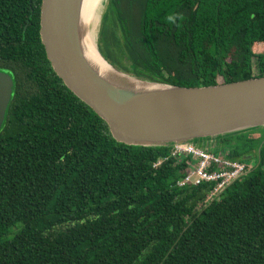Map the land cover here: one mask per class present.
<instances>
[{"label":"trees","instance_id":"16d2710c","mask_svg":"<svg viewBox=\"0 0 264 264\" xmlns=\"http://www.w3.org/2000/svg\"><path fill=\"white\" fill-rule=\"evenodd\" d=\"M40 3L0 0V71L13 82L0 264H264V127L215 140L214 153L249 171L212 201L211 184L177 186L188 157L115 141L63 85L40 41ZM96 44L117 69L172 85L259 77L264 0H106Z\"/></svg>","mask_w":264,"mask_h":264},{"label":"water","instance_id":"95a60500","mask_svg":"<svg viewBox=\"0 0 264 264\" xmlns=\"http://www.w3.org/2000/svg\"><path fill=\"white\" fill-rule=\"evenodd\" d=\"M82 4L83 0H41L40 41L63 85L103 120L115 141L173 147L264 127V75L206 86H178L127 74L96 48L108 65L100 67L86 55ZM12 84L9 74L0 71V126Z\"/></svg>","mask_w":264,"mask_h":264},{"label":"built area","instance_id":"2783aa9c","mask_svg":"<svg viewBox=\"0 0 264 264\" xmlns=\"http://www.w3.org/2000/svg\"><path fill=\"white\" fill-rule=\"evenodd\" d=\"M208 142L199 146L193 144H178L170 149L171 155L188 157V167L183 177L176 181V185L198 186L202 183L212 185V189L206 195L207 202L214 199L227 185L239 178L245 171L244 163L230 160L221 154L211 151ZM162 159L157 160L153 166L158 165Z\"/></svg>","mask_w":264,"mask_h":264},{"label":"bare ground","instance_id":"6f19581e","mask_svg":"<svg viewBox=\"0 0 264 264\" xmlns=\"http://www.w3.org/2000/svg\"><path fill=\"white\" fill-rule=\"evenodd\" d=\"M106 0H83L81 9V25L83 27V38L85 42L86 55L98 66L107 68L102 61L93 37V31L100 22V14L103 12Z\"/></svg>","mask_w":264,"mask_h":264},{"label":"rangeland","instance_id":"374dc122","mask_svg":"<svg viewBox=\"0 0 264 264\" xmlns=\"http://www.w3.org/2000/svg\"><path fill=\"white\" fill-rule=\"evenodd\" d=\"M101 16H102V12H101V14H100V19H101ZM98 28H99V23H98V26L96 27V29L93 31V37H94V40H95V43H96V41H97V32H98ZM96 46H97V44H96ZM193 145H195V146H199L200 145V143H192ZM215 144V141H211V142H208V146L209 147H211V146H213ZM215 147H213V149H214ZM212 151V150H211ZM213 152V151H212ZM254 160V159H253ZM253 160H251V161H249V163L251 164V163H253ZM245 162H246V159H245Z\"/></svg>","mask_w":264,"mask_h":264},{"label":"flooded vegetation","instance_id":"af4514ba","mask_svg":"<svg viewBox=\"0 0 264 264\" xmlns=\"http://www.w3.org/2000/svg\"><path fill=\"white\" fill-rule=\"evenodd\" d=\"M212 148L215 147V145L211 146Z\"/></svg>","mask_w":264,"mask_h":264}]
</instances>
